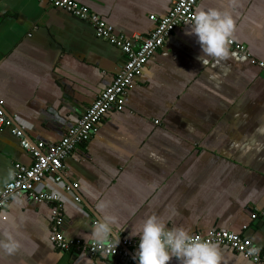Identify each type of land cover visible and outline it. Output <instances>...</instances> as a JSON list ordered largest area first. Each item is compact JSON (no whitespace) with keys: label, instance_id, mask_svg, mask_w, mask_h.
I'll return each instance as SVG.
<instances>
[{"label":"crops","instance_id":"1","mask_svg":"<svg viewBox=\"0 0 264 264\" xmlns=\"http://www.w3.org/2000/svg\"><path fill=\"white\" fill-rule=\"evenodd\" d=\"M72 1L115 34L144 38L155 27L149 16L164 17L176 0ZM208 9L227 12L228 39L264 61V0H199L195 12ZM226 47L227 57L200 61L189 26L176 28L126 90L123 110L107 113L67 157L65 180L48 174L35 186L61 202L66 239H136L128 232L155 214L190 235L240 234L264 252V71ZM123 63L87 22L42 0H0V102L12 123L0 128V190L14 164L31 165L12 128L23 129L30 144L58 142ZM68 182L77 191L65 192ZM104 214L117 217L107 235L97 229ZM50 221V204L13 198L0 215V241L11 237L15 248L0 247V264H136L134 252L126 260L59 251L48 238ZM216 248L220 264H251Z\"/></svg>","mask_w":264,"mask_h":264},{"label":"built area","instance_id":"2","mask_svg":"<svg viewBox=\"0 0 264 264\" xmlns=\"http://www.w3.org/2000/svg\"><path fill=\"white\" fill-rule=\"evenodd\" d=\"M48 6L63 10L72 16L87 22L97 37L106 40L118 48L124 55V63L113 79L112 83L104 88L92 105L81 115L75 125L68 128L62 138L54 144L37 142L30 144L24 137L23 129L12 128V134L19 140L21 148L29 154L30 166L13 165L10 180L0 190V215L13 198L26 196L34 203H46L51 206V221L49 228V241L59 251L84 252L90 257L102 256L104 258L119 257L129 260L137 246V239L122 238L118 244L108 240L106 242H82L78 239H66L61 232L64 223L63 206L59 199L44 191H35V186L41 184L48 174L54 175L56 183L65 180L67 173L65 161L80 144L87 143L97 129L99 122L109 112H120L124 106V95L132 85L134 79L140 74L148 60L160 49L165 40L180 26L188 25L195 13L199 0H176L169 12L162 18L149 16L155 24L153 31L142 38L138 34L130 37L115 34L112 27L104 20L72 0H42ZM226 44L238 55L247 58L252 65L264 71V61L250 58V54L242 44L227 39ZM0 102V128L10 126L12 123L6 118ZM157 124V122H155ZM78 189L76 182H68L64 186L65 192H75ZM80 203L78 196L74 197ZM252 214L251 218L256 219ZM5 220V217H2ZM97 225V222H93ZM246 230L247 227L242 228ZM216 246L229 248L235 254L242 256L251 264H264V252L253 245L248 239L231 231L212 229L208 232H197L191 235Z\"/></svg>","mask_w":264,"mask_h":264},{"label":"clouds","instance_id":"3","mask_svg":"<svg viewBox=\"0 0 264 264\" xmlns=\"http://www.w3.org/2000/svg\"><path fill=\"white\" fill-rule=\"evenodd\" d=\"M189 24V34L196 37L202 56L223 59L227 57L226 41L233 29V21L227 12L215 9L197 10ZM107 204L101 201L97 210L104 212ZM117 223V217L104 214L97 229L105 235L111 232V226ZM129 238H138L133 254L136 264H169L175 258L178 264H220V255L216 245L194 238L183 227H167L155 214L144 218L137 231L130 230ZM119 238L116 240V245ZM0 247L13 251L15 243L11 237L0 241Z\"/></svg>","mask_w":264,"mask_h":264}]
</instances>
